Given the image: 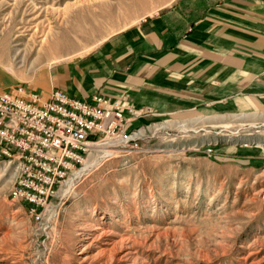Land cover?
Here are the masks:
<instances>
[{
	"label": "rangeland",
	"instance_id": "1",
	"mask_svg": "<svg viewBox=\"0 0 264 264\" xmlns=\"http://www.w3.org/2000/svg\"><path fill=\"white\" fill-rule=\"evenodd\" d=\"M130 1L0 0V89L36 87L50 64L180 0ZM64 30L75 45L50 48ZM200 90L124 99L128 139L96 145L35 213L0 161V264H264V87Z\"/></svg>",
	"mask_w": 264,
	"mask_h": 264
},
{
	"label": "crops",
	"instance_id": "2",
	"mask_svg": "<svg viewBox=\"0 0 264 264\" xmlns=\"http://www.w3.org/2000/svg\"><path fill=\"white\" fill-rule=\"evenodd\" d=\"M35 86L24 87L157 106L185 98L189 88L204 95L203 88L264 87V0H180L50 64Z\"/></svg>",
	"mask_w": 264,
	"mask_h": 264
},
{
	"label": "built area",
	"instance_id": "3",
	"mask_svg": "<svg viewBox=\"0 0 264 264\" xmlns=\"http://www.w3.org/2000/svg\"><path fill=\"white\" fill-rule=\"evenodd\" d=\"M133 110L129 101L103 93L82 99L58 87L49 95L23 86L0 90V161L25 169L11 196L33 213L46 209L95 145L128 138L123 127Z\"/></svg>",
	"mask_w": 264,
	"mask_h": 264
},
{
	"label": "bare ground",
	"instance_id": "4",
	"mask_svg": "<svg viewBox=\"0 0 264 264\" xmlns=\"http://www.w3.org/2000/svg\"><path fill=\"white\" fill-rule=\"evenodd\" d=\"M144 0H131L128 3H125L126 6H128L131 2H143ZM121 3V2H120ZM145 4V3H144ZM101 15L103 16H109L112 17L113 16V5L112 4H103L101 7ZM91 18V17H90ZM76 30H81L80 26L75 27ZM68 30V29H67ZM50 41V40H49ZM75 45V41L74 39L69 36V34L67 33L66 30L62 31L61 33H56L53 36V39L49 42V47L50 48H54L57 50H65L67 48H71ZM1 50L3 52H7V47L4 46L3 48H1ZM249 114V113H248ZM235 115V114H234ZM248 116V115H247ZM241 117V116H240ZM255 117V116H254ZM165 124H159L158 127H162ZM129 137V136H128ZM131 138V137H130ZM128 139V138H127ZM109 145V144H108ZM96 146V145H95ZM107 149V148H106ZM106 152H110L112 150H105ZM90 162V161H89ZM85 163L87 164V160L86 159H80L79 164H78V172H81V170L83 169ZM89 165V164H88ZM7 169V168H6ZM13 175H14V179H15V186L13 187L12 191L16 190L17 184H22V178L23 176H25V169H15L13 170ZM75 178V177H74ZM24 201V200H23Z\"/></svg>",
	"mask_w": 264,
	"mask_h": 264
}]
</instances>
